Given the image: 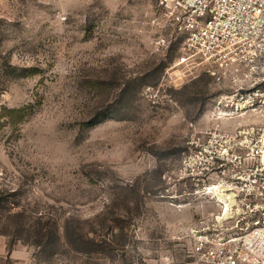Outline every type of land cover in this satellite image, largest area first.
I'll return each instance as SVG.
<instances>
[{
    "label": "rangeland",
    "instance_id": "rangeland-1",
    "mask_svg": "<svg viewBox=\"0 0 264 264\" xmlns=\"http://www.w3.org/2000/svg\"><path fill=\"white\" fill-rule=\"evenodd\" d=\"M183 42L155 0H0V113L30 110L2 118L0 264H208L182 163L262 119L218 108L235 90Z\"/></svg>",
    "mask_w": 264,
    "mask_h": 264
},
{
    "label": "built area",
    "instance_id": "built-area-1",
    "mask_svg": "<svg viewBox=\"0 0 264 264\" xmlns=\"http://www.w3.org/2000/svg\"><path fill=\"white\" fill-rule=\"evenodd\" d=\"M155 1L184 36L177 64L201 59L235 90L220 96L218 108L262 119L216 128L184 159L182 172L197 176L195 193L216 207L193 224V253L208 264H264V0Z\"/></svg>",
    "mask_w": 264,
    "mask_h": 264
},
{
    "label": "trees",
    "instance_id": "trees-1",
    "mask_svg": "<svg viewBox=\"0 0 264 264\" xmlns=\"http://www.w3.org/2000/svg\"><path fill=\"white\" fill-rule=\"evenodd\" d=\"M29 111L30 110L28 107L12 108V109L11 108H4L3 112L0 113V130L4 126V122L2 121L3 117H7L8 120L12 124L18 125L25 120V118L29 114ZM10 215H14V214H10ZM16 215H17V213H16ZM16 215H14V216H16Z\"/></svg>",
    "mask_w": 264,
    "mask_h": 264
}]
</instances>
